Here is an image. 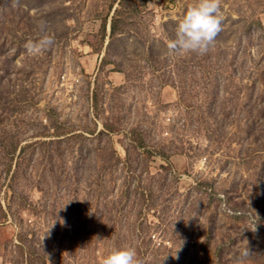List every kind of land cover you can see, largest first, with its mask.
Masks as SVG:
<instances>
[{"label": "rangeland", "instance_id": "374dc122", "mask_svg": "<svg viewBox=\"0 0 264 264\" xmlns=\"http://www.w3.org/2000/svg\"><path fill=\"white\" fill-rule=\"evenodd\" d=\"M194 3L0 0V264H264V0Z\"/></svg>", "mask_w": 264, "mask_h": 264}, {"label": "clouds", "instance_id": "9594fccd", "mask_svg": "<svg viewBox=\"0 0 264 264\" xmlns=\"http://www.w3.org/2000/svg\"><path fill=\"white\" fill-rule=\"evenodd\" d=\"M221 0H195L178 20L168 51L173 56L186 54L205 55L214 46L222 29ZM47 43H51L48 40ZM101 264H142L134 246L113 247L103 257Z\"/></svg>", "mask_w": 264, "mask_h": 264}]
</instances>
